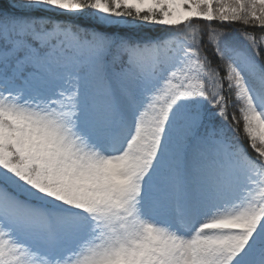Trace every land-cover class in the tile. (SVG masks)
I'll use <instances>...</instances> for the list:
<instances>
[{"label": "snow or ice", "instance_id": "obj_1", "mask_svg": "<svg viewBox=\"0 0 264 264\" xmlns=\"http://www.w3.org/2000/svg\"><path fill=\"white\" fill-rule=\"evenodd\" d=\"M0 264H264V0H0Z\"/></svg>", "mask_w": 264, "mask_h": 264}]
</instances>
